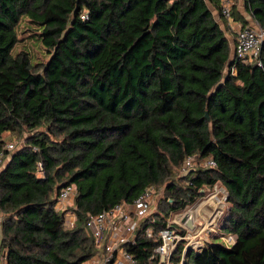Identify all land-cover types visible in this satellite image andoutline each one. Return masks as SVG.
<instances>
[{"label": "trees", "instance_id": "1", "mask_svg": "<svg viewBox=\"0 0 264 264\" xmlns=\"http://www.w3.org/2000/svg\"><path fill=\"white\" fill-rule=\"evenodd\" d=\"M244 5L264 28V0ZM211 6L226 21L220 0H0V153L4 133L28 132L0 171L7 264H84L101 251L88 219L164 184L191 156L217 165L173 179L126 250L155 264L171 213L221 182L231 204L221 230L235 242L185 253L180 242L171 262L264 264V43L262 67L232 60ZM230 16L248 23L236 6ZM25 17L45 62L14 51ZM71 184L69 228L57 203Z\"/></svg>", "mask_w": 264, "mask_h": 264}, {"label": "built area", "instance_id": "2", "mask_svg": "<svg viewBox=\"0 0 264 264\" xmlns=\"http://www.w3.org/2000/svg\"><path fill=\"white\" fill-rule=\"evenodd\" d=\"M234 0H220L221 14L230 17ZM87 19V13L82 15ZM264 43V28L255 20L254 25L242 26L236 35L235 55L233 59L241 60L244 63L256 64L262 67L261 59L262 45ZM16 149L14 144H6L5 150ZM0 153V171L6 166L10 155L6 151ZM195 156L188 157L182 167V171L188 173L195 167ZM208 167H216L213 158L203 159ZM155 187L147 188L133 202H126L116 205L98 215L91 216L87 221V228L95 237L96 241L103 248L84 264H137L135 258L126 250L127 245L135 244L137 234L143 227V221L151 215L152 200ZM224 198L226 199V190ZM76 196L74 184L65 186L58 195L57 209L65 212L64 224L72 228L76 222V213L65 211L67 205L73 206ZM148 236H152V229L146 230ZM176 225H169L160 231V244L155 248L159 260L155 264H171V259L179 243L185 239ZM190 247L185 246L184 252ZM200 250L202 246L200 245ZM193 249V248H192ZM197 250V249H195ZM0 264H7L6 256L0 257Z\"/></svg>", "mask_w": 264, "mask_h": 264}, {"label": "rangeland", "instance_id": "3", "mask_svg": "<svg viewBox=\"0 0 264 264\" xmlns=\"http://www.w3.org/2000/svg\"><path fill=\"white\" fill-rule=\"evenodd\" d=\"M239 6H244V0H234ZM212 8V6H211ZM245 10V8H242ZM249 16V15H248ZM250 17V16H249ZM224 27L231 36L237 35L238 30L241 28L232 29L229 25V21L224 24ZM36 25L32 24L28 18H24L19 27V43L15 47V52L26 49L30 52L34 62H45L48 59L47 53L45 52L42 44L39 42L35 31H37ZM225 74H228V67L225 70ZM28 136V132L22 135L6 132L4 138L7 144H14L15 148H20L25 143V137ZM206 167L203 163V159L195 160V167ZM187 173L181 169H176L174 177L170 178L164 184L155 187L153 200H152V211L151 214H155L160 210V204L165 200L167 196V186L170 182L176 181L179 184H186L185 176ZM174 179V180H173ZM226 190L225 186L221 182H217L213 187H205L202 190V195L198 197L192 204L185 207L183 210L173 212L168 217L167 223L169 225H176L179 227L181 233L185 230V239L181 242H185V246H189L190 249L200 250L212 242L214 239L221 238L226 244L232 245L235 242V235L223 233L221 228L224 218L228 215L229 207L231 204L228 202V192L226 193V199L224 198ZM223 204L222 214L220 216L217 213L220 211V204ZM64 210L72 211L73 206L67 205ZM213 216H218V221L214 225H210L209 220L213 219ZM191 220L192 227L188 225V220ZM209 223V224H208ZM171 264H173L171 262Z\"/></svg>", "mask_w": 264, "mask_h": 264}, {"label": "crops", "instance_id": "4", "mask_svg": "<svg viewBox=\"0 0 264 264\" xmlns=\"http://www.w3.org/2000/svg\"><path fill=\"white\" fill-rule=\"evenodd\" d=\"M234 6H236L237 11L248 21L247 25H254V23H255L254 18L250 15V13L246 9L242 10V8H245V7L239 6L237 3H235ZM212 10L214 12L215 18L218 20V22L221 24L222 28L226 32V36H227V38H228V40L230 42V46H231V59H232L234 57V55H235L236 36H235V38H234V36H231L229 31H227L225 29L224 24L229 21V25L231 26L232 29L240 28V27H242L244 25L242 24L241 21L235 20L231 16L227 17L226 21H224L223 18L221 17V15H220V13L217 10H215L213 7H212ZM3 138H4V135H3ZM9 159H8V161H9ZM4 217H5V214L0 211V257L3 255V252L1 250V240H2V221H3ZM102 249L103 248L101 247V250Z\"/></svg>", "mask_w": 264, "mask_h": 264}, {"label": "bare ground", "instance_id": "5", "mask_svg": "<svg viewBox=\"0 0 264 264\" xmlns=\"http://www.w3.org/2000/svg\"><path fill=\"white\" fill-rule=\"evenodd\" d=\"M223 207H224V205L221 203V204H220V211L217 213L218 216H220V215L222 214ZM218 216H213L214 220H213V219L209 220L210 225H214V224L217 223V221H218ZM208 224H209V223H208Z\"/></svg>", "mask_w": 264, "mask_h": 264}, {"label": "water", "instance_id": "6", "mask_svg": "<svg viewBox=\"0 0 264 264\" xmlns=\"http://www.w3.org/2000/svg\"><path fill=\"white\" fill-rule=\"evenodd\" d=\"M232 60H233V58H232ZM207 116H208V114H207ZM187 223H188V225H189L190 227H192V222H191V220H190V219L188 220V222H187Z\"/></svg>", "mask_w": 264, "mask_h": 264}]
</instances>
